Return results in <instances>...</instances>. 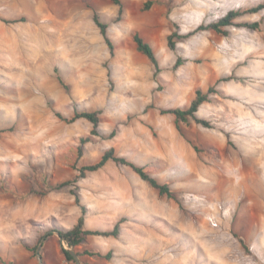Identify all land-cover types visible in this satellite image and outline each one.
I'll return each mask as SVG.
<instances>
[{"label":"rangeland","instance_id":"374dc122","mask_svg":"<svg viewBox=\"0 0 264 264\" xmlns=\"http://www.w3.org/2000/svg\"><path fill=\"white\" fill-rule=\"evenodd\" d=\"M121 1L117 22L112 0H0V264H40L33 249L43 238L42 264H76L64 250L81 264H264V8L235 19L228 36L202 31L168 46L174 33L264 0ZM134 32L154 49L156 76ZM211 87L218 92L197 113L211 128L178 130L162 114ZM75 109L102 111L100 135L86 119L56 116ZM110 148L169 183L175 199L113 162L79 178ZM83 208L85 228L123 220L121 234L70 249L54 232L72 228Z\"/></svg>","mask_w":264,"mask_h":264},{"label":"trees","instance_id":"16d2710c","mask_svg":"<svg viewBox=\"0 0 264 264\" xmlns=\"http://www.w3.org/2000/svg\"><path fill=\"white\" fill-rule=\"evenodd\" d=\"M113 4L118 6V15H117V22H120L123 18L124 14V8L121 0H112ZM152 6L151 1H146L144 4L143 9L148 10ZM264 5H260L257 8L250 9L248 11L241 12L239 10L237 11H231L229 12L226 16L220 18L219 20L212 22L207 25H200L197 27L195 30L187 33L186 35H178L176 33L170 35L168 37V46L171 50L176 49V42L173 40V38L176 39H185L189 38L191 36H194L195 34L202 32V31H213L217 33L218 35L222 36H228V28L233 26L234 20L243 15L245 12H252L256 13L259 10L263 9ZM93 22L99 29V32L101 36L103 37L106 45L109 48L110 54L113 56L115 52V44L113 39L109 36L108 34V28L109 25L102 21L101 16L99 15L98 12L94 11L93 12ZM12 22H17V20H14ZM239 26L249 28L252 30H257L260 26L258 22H242L239 24ZM132 39L133 42L136 45L137 51L145 56L154 66V74L155 76L161 71L160 68V63L158 61L157 55L151 46L150 43H148L138 32H134L132 34ZM184 60L181 58H178L177 61L175 62L174 68L177 69L180 66L184 64ZM60 83L66 86L63 80L58 77ZM222 80H218L220 82ZM217 82V83H218ZM218 91H215L214 88H209L206 92L202 91L201 89H197L195 92V97L191 101L190 105L188 107L182 108V107H177V108H170V109H165L162 110L163 115H172L175 119V125L178 130H180V125L181 124H186L189 125L190 122H194L198 125H202L206 128H211L212 124L211 122L207 121L206 119L199 118L197 113L200 110L201 106L209 100V96L212 93H216ZM101 115L102 111L101 110H95V111H79L75 109L73 111V115L70 118L64 117L61 113H56V116L68 123H73L76 122L79 119H86L88 120L92 126L93 129L91 133L93 135H100L99 133V125L101 123ZM1 132V130H0ZM112 136L116 135V131H113ZM86 139H82L83 142ZM113 162L118 165H123L131 168L136 174L140 176L142 180L147 182L150 187L154 188L155 190L158 191L160 196H166L170 199H175L173 195V191L171 189V186L167 182H160L156 177L152 176L148 170L147 167L145 166H139L136 165L135 163L129 161L125 157L118 156L115 153V150L113 148H110L104 154L100 157V159L93 163V164H88L85 166H82L79 171H80V176L79 178H85L89 173H94L97 172L98 170L102 169L107 163ZM85 208L82 210V216L78 219L77 223L70 229H64V228H58L54 233L59 234V238L63 240V242L70 248V249H76L77 247L81 246L89 237L92 236H102V237H113L117 238L121 232V224L123 223V220H120L117 222L112 229H107V230H90L85 228ZM37 247L33 249V251H36ZM30 250V249H29ZM64 256L68 261H73L75 262L74 258L70 254L68 250L63 251ZM89 254V253H88ZM79 255V254H78ZM91 256H99L102 257L103 255L101 253L97 254H91ZM111 253H109L106 258H110Z\"/></svg>","mask_w":264,"mask_h":264},{"label":"water","instance_id":"95a60500","mask_svg":"<svg viewBox=\"0 0 264 264\" xmlns=\"http://www.w3.org/2000/svg\"><path fill=\"white\" fill-rule=\"evenodd\" d=\"M56 234H57L58 237H59V234H58V233H56ZM44 240H45V238H43V239L41 240L39 246H38L37 249H36V255H37V257H38V260H39L40 264H42V261H43L42 256H41V253H40V250H41V248H42V245H43ZM60 240L63 242V240H62L61 238H60ZM68 251L70 252V254L72 255V257L74 258L76 264H81V262H80V260H79V258H78V255H77L75 252L71 251V250H68Z\"/></svg>","mask_w":264,"mask_h":264},{"label":"built area","instance_id":"2783aa9c","mask_svg":"<svg viewBox=\"0 0 264 264\" xmlns=\"http://www.w3.org/2000/svg\"><path fill=\"white\" fill-rule=\"evenodd\" d=\"M209 221H210V223H211V225H212L213 227H218V226H219V224H218L217 219H216L215 216H212V217L209 219Z\"/></svg>","mask_w":264,"mask_h":264},{"label":"crops","instance_id":"0c3cea01","mask_svg":"<svg viewBox=\"0 0 264 264\" xmlns=\"http://www.w3.org/2000/svg\"><path fill=\"white\" fill-rule=\"evenodd\" d=\"M98 30H99V29H98ZM100 35H101V34H100ZM102 38H103V37H102ZM97 39H98V40H101V39L99 38V36L97 37ZM103 40H104V39H103ZM104 43H105V41H104ZM105 44H106V43H105Z\"/></svg>","mask_w":264,"mask_h":264}]
</instances>
